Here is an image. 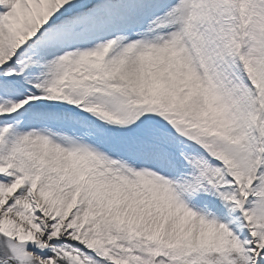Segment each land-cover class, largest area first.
I'll list each match as a JSON object with an SVG mask.
<instances>
[{
	"label": "snow or ice",
	"instance_id": "1",
	"mask_svg": "<svg viewBox=\"0 0 264 264\" xmlns=\"http://www.w3.org/2000/svg\"><path fill=\"white\" fill-rule=\"evenodd\" d=\"M0 264H264V0H0Z\"/></svg>",
	"mask_w": 264,
	"mask_h": 264
}]
</instances>
